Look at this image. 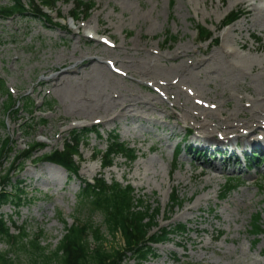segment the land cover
Masks as SVG:
<instances>
[{
    "label": "rangeland",
    "instance_id": "374dc122",
    "mask_svg": "<svg viewBox=\"0 0 264 264\" xmlns=\"http://www.w3.org/2000/svg\"><path fill=\"white\" fill-rule=\"evenodd\" d=\"M93 1L96 5L91 15L76 21L69 16L73 3L62 1L48 10L55 24L37 12L8 18L0 16V81L5 82L19 110L15 113L4 110L7 97L0 90V144L8 136L15 151H19L34 138L46 144L40 152L43 153L62 146L74 128L99 127L101 133L99 136L92 133L83 139L81 157H77L80 162L77 178H67L66 170L53 165H50L51 173L46 171V162L30 159L22 164L20 172L14 175V182L16 178L21 181L23 202L19 206L9 203L0 209L12 233L19 235L18 228L24 227L29 234L27 242L37 238L48 251H53L65 233L66 223L71 225L75 218H91L101 224L102 214L93 213L90 203L81 206L84 202L79 197V179H92L101 172L100 161L94 159L92 152L105 150L114 131L137 150L138 158L133 163L116 158L114 166L104 170L105 178L109 182H131L145 204L160 205L158 220L162 226L176 222L188 225V230L176 234L171 242L156 245L157 256L143 264H264V161L258 159L247 169L249 151L242 152V149L241 156H230V151L221 147L227 153L216 158L211 148L198 145L192 139H202L203 134L210 133L211 139L223 143L219 137H237V134L255 142L264 141L262 121L224 135L221 131L195 127L193 119L177 123L175 118H165L170 105L156 102L161 101L157 91L160 83L169 81L196 92V99L200 101L220 104L224 110L237 106L247 113L254 106L264 108V49L253 39V35L262 37L264 45V0ZM10 2L0 0V5ZM236 9L243 11L244 16L221 29L222 21ZM197 24L209 27L215 40L199 42ZM95 27H99V32L95 33ZM91 30L96 37L110 43L109 50L100 41L96 45V40L89 36ZM166 35L173 36L166 41ZM222 45L234 53L225 55L220 51ZM144 46L151 50L126 57L125 52L130 54ZM181 49L188 51L191 58L216 55L207 61L205 71L198 74L191 70L187 77L177 81L182 71L176 65L177 60L171 58ZM100 50L109 51L105 53L109 56L126 57L133 62V73L119 65L114 68L123 74L113 71L107 66L109 59L98 53ZM82 51L91 53L86 55L91 59H100L94 61L97 62L94 67L82 65V70L89 73L85 79L71 80L75 85L66 82L54 87L46 81L52 74L70 69ZM161 55L169 60H162ZM150 57L156 65L152 70L154 76H140L135 71L140 69L135 62H145ZM93 73L102 78L95 80ZM0 88H4L1 82ZM120 91L141 95L143 101L152 100L159 111L152 107L145 112L148 107H143L139 111L147 114L142 118L113 119L106 114V108L98 107L107 105L112 97L118 99ZM27 99L35 103L34 115L25 109ZM186 100L197 105L193 97L179 99L185 105ZM86 105L92 108L88 111ZM29 124L33 128L27 133ZM186 132H190L188 140L182 143ZM243 138L239 143L245 142ZM179 143L185 151L176 156L174 150ZM190 146L195 148L191 150ZM202 147V155L195 152ZM262 156L264 150H261ZM11 159H3L4 169ZM232 180L238 186L222 198V192ZM173 191L182 199L174 208L169 205ZM257 213H261L262 232L255 243L250 223ZM40 230L43 235L38 237ZM0 252L14 264H40L33 260L31 250H22L4 237H0ZM124 262L133 264L134 260L127 258Z\"/></svg>",
    "mask_w": 264,
    "mask_h": 264
},
{
    "label": "trees",
    "instance_id": "16d2710c",
    "mask_svg": "<svg viewBox=\"0 0 264 264\" xmlns=\"http://www.w3.org/2000/svg\"><path fill=\"white\" fill-rule=\"evenodd\" d=\"M57 1L50 0L52 4ZM73 1L76 5L73 15L76 18L82 14L86 17L90 15L94 7L93 1ZM30 2L27 7L23 0H11L10 4L0 5V13L27 15L33 10L42 12L43 9L35 4L34 0ZM237 17L238 13H235L232 17H228L227 21L230 22ZM198 30L201 40L211 37V32L206 27L198 26ZM168 36L171 38L173 35ZM256 40L261 42L259 37H256ZM27 105L32 108L33 102L28 101ZM4 107L6 111L13 110L15 107L11 96ZM32 128V125H29L27 130L30 131ZM84 133L85 130L74 129L62 149L53 148L40 155L37 160L60 165L71 178L78 176L79 164L75 160V154L78 152L82 137L85 136ZM42 148L44 145L33 140L27 149L16 152L8 136L2 139L0 144V208L9 203L19 206L23 202L24 191L20 186V181L14 182V175L22 169L25 161L35 156ZM95 156H100L102 166L105 167L113 165L117 156H122L126 161L132 162L137 158V153L135 148L129 147L128 143L120 139L118 133H112L106 150H97ZM5 157H12V159L9 166L4 169L2 163ZM81 183L79 197L84 202L81 206L84 207L85 203H90L93 213L100 212L102 214L101 224L94 223L91 218L86 220L76 218L71 225L66 223L65 233L56 248L48 251L47 247L37 238L27 242L29 234L24 228L21 229L19 236L13 235L4 214L0 213V237L15 240L22 250H31V254L35 256L33 260L40 264H126L124 261L127 258H132L134 264H143L150 256L156 255L152 243L167 242L171 240V235L175 234V231H182L186 228L185 224L170 225L166 228L159 226L160 206L145 204L144 199L134 194V188L130 184L124 185L115 180L108 183L102 173L95 177L93 182L84 180ZM234 185V183L230 184L229 190H232ZM181 203L182 200L176 193H173L171 206L174 207ZM261 218V213H257L253 222L250 223V232L254 235L255 243L258 242V236L262 232ZM42 232L40 230L37 236L43 235ZM0 264H14V261L0 252Z\"/></svg>",
    "mask_w": 264,
    "mask_h": 264
},
{
    "label": "bare ground",
    "instance_id": "6f19581e",
    "mask_svg": "<svg viewBox=\"0 0 264 264\" xmlns=\"http://www.w3.org/2000/svg\"><path fill=\"white\" fill-rule=\"evenodd\" d=\"M80 27V26H79ZM94 30V29H93ZM90 32V37L93 40H96L95 43L98 46L99 41L100 43L106 45V48L109 50V44L107 43L106 40L101 39L100 37H96V35H94L91 31ZM99 32V27H95V33ZM111 36V35H110ZM98 40V41H97ZM224 46V45H222ZM113 47H117L119 48L120 45H116L114 44ZM127 50H131L130 48H127ZM143 50H151V48H146L145 46L139 49H136V51L131 52L129 54V52H125L126 54H128L126 57H133V55L136 54H140L142 53ZM184 51V52H182ZM222 51L225 55L228 54H232L234 53L232 50H228L226 49V47H222V49L220 50ZM98 53H101L102 55H105V57H107V59H109L107 63V66L110 67L111 64H115V65H119L121 68L126 69V70H131L133 73V62H129V60H126L124 58H117L114 55H107L105 53H109V51L107 50H100ZM86 55H92L89 52H85L82 51L80 53V56H78V60H75L74 65L70 68L65 70L64 72L58 73V74H52L46 81L51 85V86H57V85H62L66 82H68L67 84H71V85H75V81H71V80H76L80 81L85 79L89 73H86V70H82V65H88L90 67H94L93 65H97V62L94 61H100L99 58H92L94 60L91 59V57H87ZM188 55V56H187ZM216 54L210 55L208 58L206 57H202L200 59L198 58H191V54L188 53V51H185L183 49L179 50V52H177L176 55H174L171 59L172 60H177L176 61V65L179 68L180 72L179 74L181 75L176 77L177 81L180 80L181 78L187 77V75L189 73H191V70L196 71L198 74L202 73L203 71H205L204 69H206L207 67V61L210 58H214ZM162 60H169L168 58H163V55H161ZM95 57V56H94ZM104 57V56H103ZM84 58H88L89 60H85ZM151 57L149 58L148 61L142 62V61H138L135 62L136 65H138L140 67V69H136V73L139 74L140 76H154L152 74V70L154 69V65L151 62ZM130 65V66H129ZM99 66V65H98ZM198 69V70H195ZM97 71H95L96 73ZM102 72V71H101ZM93 73L92 77H95V80H99L102 78V76ZM103 73V72H102ZM92 74V73H91ZM165 80H169V77H167ZM179 89H178V88ZM177 88L178 93L175 91V89ZM158 92H160V94L158 95L159 98H161V101H156L158 103H160L161 105H164L165 102H167V104L170 105V108L167 109V114H165V118H175L178 120L177 123H179L180 121L183 122H187L188 119H193V122H195V127L201 128V129H209L212 130V132L214 131H221L223 132L222 134L224 135H228L230 132L236 130V131H243L245 129L251 128V126L253 124H256L258 122H260V120L263 123L264 120V108H262V106H254L252 107L251 110L247 111L246 113V109H242V108H238L237 106H234V108L231 109H222L220 108V104H209L208 102L204 101H200L199 99H196L197 95L196 92L184 88L182 86H174L171 82H166L164 84L159 85V90H157ZM176 94L177 96L173 95ZM182 97H186V99L189 98H194V101L196 102V106L195 105H191L190 101L186 100V105L185 103H182L179 101V99H181ZM141 98H144L141 95L135 94L133 92H130L129 94L123 93V91H120V96L118 99H114L112 97V100L109 101L107 103V105L104 106H100L98 107L99 109L104 110L106 108V114L107 115H112L111 117L113 119H119V118H124V117H128L131 116V118H133L134 116L138 117V118H142L143 114H147V113H143L142 111H139V108H143V107H148L145 110L146 111H151L152 107H155V109H159L157 106L154 105V102L152 100H142ZM149 105V106H147ZM85 106V105H84ZM87 107H85L86 110H90L89 105H86ZM247 107L251 106L250 104L246 105ZM163 108H165V106H162ZM176 110H178L179 114H175ZM197 110V111H196ZM94 110H91V112H93ZM159 111V110H158ZM164 110H161L160 112H163ZM90 112V113H91ZM262 115V119L261 116ZM176 127L173 126L172 132L175 131ZM210 133H207V136H209ZM197 136V135H194ZM237 137H232L229 138V136H227L226 138L229 139H225L224 141L226 143L220 142L218 139H207V140H211V141H205V140H201V137H192L193 141L198 142L199 144H202L204 146L208 145L212 148L214 147H224L232 152H236L238 153L240 150L242 149H252L254 147H257L261 150H264V141H253V140H248V139H244L243 137L239 136V134L236 135ZM205 137V136H203ZM243 138V140H245L246 142L242 143V145H239V139ZM200 139V140H198ZM257 140V139H256ZM259 140V139H258ZM221 145H225V146H221ZM203 149V148H202ZM46 162V161H45ZM48 163V164H47ZM50 165L56 166L58 168H60L61 170L65 171L62 167L55 165V164H51L49 162H46V166H45V170L51 173L52 167ZM216 167L218 168V165H216ZM111 170V169H110Z\"/></svg>",
    "mask_w": 264,
    "mask_h": 264
}]
</instances>
